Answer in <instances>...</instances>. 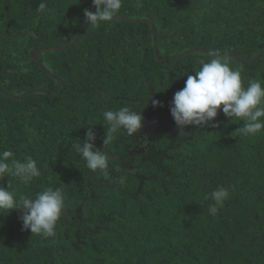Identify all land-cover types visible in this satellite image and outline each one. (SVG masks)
<instances>
[{
	"label": "trees",
	"instance_id": "16d2710c",
	"mask_svg": "<svg viewBox=\"0 0 264 264\" xmlns=\"http://www.w3.org/2000/svg\"><path fill=\"white\" fill-rule=\"evenodd\" d=\"M39 3L0 0V152L37 160L41 176L14 181L18 192L60 187L66 209L50 238L25 231L20 210L0 215V264H264V134L242 136L220 110L181 135L170 112L187 75L217 56L245 87L264 85V55L207 53L259 56L264 0H123L78 40L92 0ZM193 49L206 52L173 57ZM123 106L143 110L144 128L106 149L108 177L92 173L72 145L93 124L103 149V112ZM220 186L230 197L212 216L205 197Z\"/></svg>",
	"mask_w": 264,
	"mask_h": 264
},
{
	"label": "clouds",
	"instance_id": "9594fccd",
	"mask_svg": "<svg viewBox=\"0 0 264 264\" xmlns=\"http://www.w3.org/2000/svg\"><path fill=\"white\" fill-rule=\"evenodd\" d=\"M95 12L84 11V24L91 28L112 21L120 12L123 0H92ZM39 13L48 11V0H40L36 10ZM160 102L152 99V106ZM222 110L232 122L239 120L243 126L238 129L242 136L255 137L264 134V85L252 80L245 87L241 71L229 65L221 57L200 61L195 68V75H187L185 86L174 95L170 108L171 116L181 135L187 126L207 127ZM142 109L127 106L103 112L104 135L103 149L96 147L97 133L93 124H89L86 138L72 148L92 173L109 176L110 155L106 149L121 134L131 138H139L145 125ZM10 178L8 187L0 185V215L9 214L13 210L22 211L20 217L25 231L33 235L50 238L56 235L58 223L61 221L66 205L63 189L46 187L34 196L18 192L14 181L27 185L34 178L41 176L37 160L32 157L17 159L12 151L0 152V181ZM230 197V190L220 186L214 189L205 199L212 201L208 205V213L215 216L224 207Z\"/></svg>",
	"mask_w": 264,
	"mask_h": 264
},
{
	"label": "water",
	"instance_id": "95a60500",
	"mask_svg": "<svg viewBox=\"0 0 264 264\" xmlns=\"http://www.w3.org/2000/svg\"><path fill=\"white\" fill-rule=\"evenodd\" d=\"M117 19H119V20H123V18H121V17H119V18H117ZM142 22H145V23L151 25L152 28L154 29V22H153V20H151V19H149V20H143ZM89 26H90V24H87V25L84 27V29L79 33L77 40H78L79 37L83 34V31L86 30V29H88ZM153 36H154L155 55H156L157 59H158L160 62H164L165 59L161 58L160 53H159V48H158V42H157V40L155 39V38H156L155 30H153ZM74 44H75V42H74V43H71L69 46L72 47ZM63 48H64V49H67V46H66V47H63ZM48 50L54 51V50H59V48H51V49H48ZM43 51H46V49H43ZM39 52H40V50L35 49V50H33L32 53H31L33 59H34L35 61H37V62L39 61V60H38V54H39ZM193 52H206V51H204V50H198V49H193V50H189V51H186V52H184V53H181V54H179V55H175V56H173V57H174V58H180V57H183V56L188 55V54L193 53ZM207 53H210V54H213V55H219V56H223V55H224L225 57H231V58H235V59H238V60H244V61H254V60H258V59H260V58L264 55V51H263L259 56H257L256 58H245V57H237V56H236V57H235V56H228V55H225L224 53L221 54V53H216V52H211V51H210V52H207ZM173 57H172V58H173ZM58 85H60V82H58Z\"/></svg>",
	"mask_w": 264,
	"mask_h": 264
}]
</instances>
